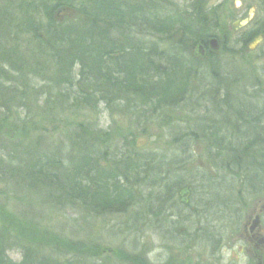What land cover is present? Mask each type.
Instances as JSON below:
<instances>
[{
    "label": "trees",
    "instance_id": "obj_1",
    "mask_svg": "<svg viewBox=\"0 0 264 264\" xmlns=\"http://www.w3.org/2000/svg\"><path fill=\"white\" fill-rule=\"evenodd\" d=\"M258 1L257 26L237 50L208 0H1L0 183L94 219L122 217L112 233L133 243L150 222L163 240L218 252L226 228L264 202V65L245 50L264 36ZM70 9L74 20H60ZM80 113L89 119L75 121ZM104 114L132 118L135 132L100 127L92 118ZM153 122L168 139L143 152L135 134ZM48 243L0 208V264L105 261Z\"/></svg>",
    "mask_w": 264,
    "mask_h": 264
},
{
    "label": "rangeland",
    "instance_id": "obj_2",
    "mask_svg": "<svg viewBox=\"0 0 264 264\" xmlns=\"http://www.w3.org/2000/svg\"><path fill=\"white\" fill-rule=\"evenodd\" d=\"M182 4H188L191 0H175ZM258 0H208V6H220L218 9L222 12V18L230 27V41L228 48L241 49V44H236L235 40L245 32L255 28L258 22L257 10L259 9ZM2 2L0 0V7ZM75 11L61 14L59 19L62 21L74 20ZM255 40L246 47L251 62L253 64L264 65V38L254 48ZM219 48V47H218ZM220 50V48H219ZM217 50V51H219ZM216 51V52H217ZM226 62L230 58L224 57ZM230 65V64H229ZM35 110L40 111L39 108ZM75 121L87 120L84 113L78 114ZM172 115L187 118L186 113H173ZM189 117V116H188ZM37 119L39 115L37 114ZM100 127L109 129L110 127L118 133L127 135L129 131L135 132V126L132 118L121 117L118 115L110 116L104 114L92 118ZM53 130V126H51ZM138 130L135 134V141L139 149L143 152L162 150L168 139V129L159 122L149 124L145 132ZM53 137V136H52ZM117 143H120L117 141ZM199 152L195 154L196 164H202ZM195 164V163H194ZM48 192H43L39 196L30 194L26 190L17 191L11 185L0 183V208L5 211L14 223L19 224L21 231H27L32 236L38 238L43 236L48 243V250H53L64 256L70 255L76 250L78 245H83L82 253L92 259L105 258V261H99V264H138L136 260H131L133 256H140V259L146 264H254L246 252L240 253L242 243L238 242V228L242 227L247 221L249 214L253 210L263 211L264 202L253 200L249 203L244 218L240 225L226 228L223 236L222 245L218 252L212 254L210 246L207 243H194L190 246H180L171 240L159 236L158 225L146 222L138 227L139 236L136 243L132 242L129 233H118L122 223V217L106 216L99 219L91 218L76 208H56L43 203L44 196ZM149 221V219H147ZM150 226V227H149ZM26 233H23L25 236ZM25 241V239L22 238ZM89 249V250H88ZM95 252L99 253L96 254ZM10 256L19 261L20 255L16 252H10ZM93 257V258H94Z\"/></svg>",
    "mask_w": 264,
    "mask_h": 264
},
{
    "label": "flooded vegetation",
    "instance_id": "obj_3",
    "mask_svg": "<svg viewBox=\"0 0 264 264\" xmlns=\"http://www.w3.org/2000/svg\"><path fill=\"white\" fill-rule=\"evenodd\" d=\"M258 218V225L255 221ZM237 238L240 253L246 252L254 264H264V213L253 210L242 227L238 228Z\"/></svg>",
    "mask_w": 264,
    "mask_h": 264
},
{
    "label": "water",
    "instance_id": "obj_4",
    "mask_svg": "<svg viewBox=\"0 0 264 264\" xmlns=\"http://www.w3.org/2000/svg\"><path fill=\"white\" fill-rule=\"evenodd\" d=\"M70 11H73V10H71V9L70 10H65L63 13H60V16H61V14H65V13L70 12ZM263 38H264L263 35H260L258 38H256L255 43L252 46V48H254L257 44L261 43L263 41ZM218 47H220V45L218 43V40L217 39H212L211 42H210V48H211V50L217 51V50H219ZM257 221H258V218L255 221V224L258 225Z\"/></svg>",
    "mask_w": 264,
    "mask_h": 264
},
{
    "label": "bare ground",
    "instance_id": "obj_5",
    "mask_svg": "<svg viewBox=\"0 0 264 264\" xmlns=\"http://www.w3.org/2000/svg\"><path fill=\"white\" fill-rule=\"evenodd\" d=\"M181 130V128H179Z\"/></svg>",
    "mask_w": 264,
    "mask_h": 264
}]
</instances>
